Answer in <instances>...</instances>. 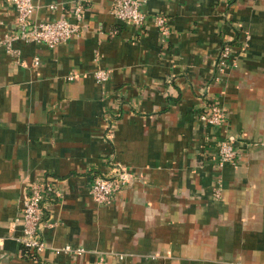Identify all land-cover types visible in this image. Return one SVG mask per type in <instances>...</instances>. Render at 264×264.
<instances>
[{
  "label": "crops",
  "instance_id": "0c3cea01",
  "mask_svg": "<svg viewBox=\"0 0 264 264\" xmlns=\"http://www.w3.org/2000/svg\"><path fill=\"white\" fill-rule=\"evenodd\" d=\"M77 1L35 0L33 18ZM81 1L79 37L0 45V264H264V0H145L141 27L117 20L111 0ZM14 18L0 0V38ZM226 42L233 64L218 71ZM212 102L223 125L199 118ZM227 134L235 160L219 164ZM114 163L133 180L97 204L88 187ZM43 177L61 196L45 201L34 260L19 207Z\"/></svg>",
  "mask_w": 264,
  "mask_h": 264
},
{
  "label": "built area",
  "instance_id": "2783aa9c",
  "mask_svg": "<svg viewBox=\"0 0 264 264\" xmlns=\"http://www.w3.org/2000/svg\"><path fill=\"white\" fill-rule=\"evenodd\" d=\"M6 2L15 8L13 28L0 38V45H4L8 51L12 50L14 41L43 44L53 48L74 37H79L85 26L83 22L84 8L81 0L71 5L69 12L64 11L57 18L40 21L33 18V13L37 8L35 0H6ZM144 2L145 0H111L109 12L121 22L141 27L146 19L142 8ZM50 8H55V6L51 5ZM65 14H70L73 20H70ZM154 22L162 34H167V26L162 15H155ZM234 50L229 42L222 45L216 61L218 71H222L232 64L229 59ZM33 61L37 64L38 57H34ZM109 75L108 70L97 68L94 71V76L98 81L106 80ZM225 117L224 109L215 103L210 104L199 115L201 121L218 126L225 123ZM235 142V137L227 134L216 143L219 164L235 160ZM132 180L133 175L125 166L114 163L107 174L93 177L88 187V193L97 204L111 205L118 197L119 191L127 187ZM216 191L218 193V189ZM60 196L61 191L53 178L43 177L26 183L19 207L18 219L20 220L21 234L18 241L22 247L31 251L34 260L46 249L42 238V229L50 225V221L45 218V201L53 202ZM63 250L80 253L82 249H72L65 245Z\"/></svg>",
  "mask_w": 264,
  "mask_h": 264
},
{
  "label": "trees",
  "instance_id": "16d2710c",
  "mask_svg": "<svg viewBox=\"0 0 264 264\" xmlns=\"http://www.w3.org/2000/svg\"><path fill=\"white\" fill-rule=\"evenodd\" d=\"M212 104H214V103L212 102ZM101 176H103V175H101ZM23 248H24V251H25V252H28L29 255L32 257V253H31V251L27 250L26 247H23ZM32 259H33V257H32Z\"/></svg>",
  "mask_w": 264,
  "mask_h": 264
},
{
  "label": "rangeland",
  "instance_id": "374dc122",
  "mask_svg": "<svg viewBox=\"0 0 264 264\" xmlns=\"http://www.w3.org/2000/svg\"><path fill=\"white\" fill-rule=\"evenodd\" d=\"M232 64H233V62H232Z\"/></svg>",
  "mask_w": 264,
  "mask_h": 264
}]
</instances>
